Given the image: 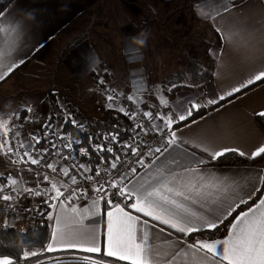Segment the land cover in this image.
I'll return each instance as SVG.
<instances>
[{"label":"snow or ice","instance_id":"obj_1","mask_svg":"<svg viewBox=\"0 0 264 264\" xmlns=\"http://www.w3.org/2000/svg\"><path fill=\"white\" fill-rule=\"evenodd\" d=\"M234 10L242 11L238 7L237 0H202L197 5V15L212 23L213 30L219 34V38L224 44L230 46L249 68L247 76L230 90L224 91L218 97L214 94L211 98H206L203 103L187 100L175 105L178 111L170 110L164 114L157 112L154 115L152 111H143L142 115L149 121L156 119L163 121V127L155 123L151 124V129L163 136L162 141L155 148L148 147L146 152L142 151L139 145L133 146L126 143L123 147L136 156L137 164L149 169L164 153H168V157H165V161L153 172L146 171L143 176L138 177L137 169L131 167L128 173H120L118 178L113 179L110 170L117 169L118 163H122L119 156H114L109 168L104 169L105 175L109 177L106 182L107 188L105 183L98 179L99 166L96 168L95 178L81 173L83 180L90 182L92 191L97 193L88 207L80 209L74 204L69 207L66 203V201L70 202L86 196L87 189L79 187L71 189L69 195L61 200L59 198L64 196L61 187L67 188V185L51 179L46 173L42 175V180H36L37 184L47 181L50 187L45 188L44 192L55 193L49 198L57 200L60 204V210L55 217L49 214V220L55 219V227L44 251L78 249L85 253H101L100 235L103 222L101 202L103 201L107 206L103 253L107 257H115L119 261H127L128 264H176L178 257L182 258V264H264V195L253 200L256 193L264 192V170L243 177L241 180L217 178L214 175L206 176L200 165H205L208 161L183 147L184 144L191 145L207 154L210 160L215 161L225 157L226 154L250 159L264 158V143L245 151L238 146L216 147L200 137L182 140L177 135L181 123H184L185 127L189 126L186 122L193 116L194 110L199 112L202 108L217 105L219 101L232 97L257 82L264 84V19L248 24L245 18L243 21L238 20L231 27H222L225 14H233ZM0 16H3L2 12ZM236 24L240 26L237 27ZM209 51L217 61V72L214 75L219 76L220 69L224 66L222 59L224 48L221 46ZM19 63H23V60ZM17 66L11 51L6 53L0 50V69H4L0 72V80H4ZM156 91L159 92V88ZM107 99L111 101L114 97L109 95ZM127 99L132 100L133 97L128 96ZM161 103L167 106V101L163 98ZM108 107L111 108L112 105L109 104ZM28 111L31 112L32 109L29 108ZM119 111L129 116V112L123 107ZM137 115L134 111L130 114V118L135 119ZM258 115L264 117V111L259 112ZM71 123L77 124V121L72 120ZM192 123L196 121L193 120ZM137 126L140 127V125ZM14 127L10 119H0V156L5 158L6 165H25V167H17L16 176H13L11 172L0 173V200L5 202L15 201L25 193L42 195L38 189L23 186L17 188L16 185L17 177L22 179V173L25 171L36 177L41 176L39 171L29 165L41 166L43 159L41 153L46 152L47 149L37 151L32 143L25 142L20 131L13 133ZM78 127L83 129V125ZM10 133L19 138L15 145L9 139ZM29 139L39 143V140L31 134ZM64 147L72 148L70 137ZM95 147L102 148L101 145ZM170 149L172 151H169ZM176 149H180V152L174 155ZM80 151L87 154L83 148ZM112 151V147L107 148V152ZM33 152L37 154L33 155ZM146 155L153 158L152 164L145 165ZM181 159L186 163L182 164ZM43 167L56 172L55 165L46 160ZM79 168H82L84 173L93 171L87 165H79ZM61 172L63 176L69 177L72 184L79 185L77 176L69 175L67 167H62ZM249 201L253 202L249 204ZM197 202H200L201 206L206 207L207 210L194 211L191 204ZM241 205L245 206L246 210L242 209ZM7 207L11 208L13 204L7 203ZM51 207L56 209L55 204ZM126 209L135 210L144 217L158 221L182 236L204 230L213 234L221 225H224L227 217L232 216L237 209L241 210L229 221L224 238L196 239L192 243L182 242L179 239L176 241L165 239L163 241V244L167 246L165 248L152 242L153 239H159V233L152 231L155 225L150 224L148 219H141L140 215H133ZM95 216H101V221L92 225L84 224L86 218ZM3 226L5 228L9 226L6 219L3 221ZM159 231L163 232L164 229L161 228ZM181 244H183L182 247ZM177 248L180 250L176 251ZM37 255V251L22 249V257L25 261ZM83 259L86 264H105L104 260L93 259L92 256H85ZM0 264H18V261L11 256L0 255Z\"/></svg>","mask_w":264,"mask_h":264},{"label":"crops","instance_id":"obj_2","mask_svg":"<svg viewBox=\"0 0 264 264\" xmlns=\"http://www.w3.org/2000/svg\"><path fill=\"white\" fill-rule=\"evenodd\" d=\"M147 1L153 9H158L160 4L168 5L184 0ZM185 1L191 2L194 15L201 21V24L208 26V32L213 37L209 49L221 46L224 48L222 57L224 66L220 69L219 76L214 75L217 72V61L209 53V58L213 62L212 77L201 87L186 88L175 93L167 92L164 85L165 81L171 78V72L163 67L164 64L160 57V53L166 48L163 49L162 46L165 40L161 35L159 19L152 17L151 14L146 17L148 24H144L146 19L141 25L134 23L131 20V13L124 12L126 5L123 0H9L1 11L3 16H0V50L6 53L11 51L12 58L15 59L18 66L8 73L4 80H0V96L6 97L15 81L26 82L28 74L33 72L35 67L47 64L46 66L53 68V87L63 89L62 99L56 102V106L63 111L71 109L85 121L92 118L103 119L106 110L101 93L103 85L111 86L114 91L122 95L135 96L139 102L143 100L145 107L151 110L154 115L157 112L164 114L170 110L178 111L179 109L175 105L187 100L203 103L206 98H211L214 94L218 97L243 80L247 76L249 68L233 52L232 48L219 38V34L213 30L212 23L197 15V5L202 0ZM237 3L242 11L234 10L233 14H225L222 27H231L238 20L243 21L245 18H247L248 24H254L256 21L264 19V0H241ZM133 14L136 18L141 17L139 12ZM76 23H79L80 26L76 27ZM94 24H96L95 29L91 28ZM236 26L240 25L236 24ZM146 50L148 59L145 56ZM20 60H23V63H19ZM2 71L4 69H0V72ZM167 73L169 74L166 77ZM157 88H159V92L156 91ZM161 98L167 101V106L161 103ZM204 110L205 113L196 118L193 117L197 111H193V116L186 122L188 127H185L184 123L180 124V131L177 132V135L182 140L200 137L216 147L238 146L245 151L264 143V129L257 121L258 113L264 111V84L257 82L240 93L219 101L217 105L202 108L200 111ZM158 120L163 125V121ZM193 120L196 123H192ZM15 121L14 115L11 118V124ZM183 147L208 161L205 165H200L206 176L214 175L217 178L227 177L241 180L243 177L263 170L258 165H212V160L199 149L188 144H184ZM179 152L180 149H176L173 154L176 155ZM165 157H168V153L160 156V159L156 160L154 164H152L153 158H151L145 165L152 164V167L150 169L142 167L137 170L136 175L139 177L143 176L146 171H155L165 161ZM181 163L184 164L186 161L181 159ZM17 167L23 166L11 165L9 167L5 163V158L0 156V173L11 172L13 176H16ZM45 173L51 179L64 184L63 180L57 178L52 170L43 174ZM42 175L36 179L25 171L22 173V179L17 177L16 187L47 188L50 186L47 181L35 183L36 180H42ZM258 194L256 193L253 198ZM260 195H264V192ZM95 198L96 196L92 192H88L86 196L76 199L68 206L71 207L74 204L83 209L88 207ZM191 207L198 212L207 210L206 207L201 206L200 202L191 204ZM101 209L103 217L100 235L101 253H85L78 249L47 251L62 254V257L53 259V261L80 259L78 254L86 256L104 254L107 206L103 201ZM59 210L60 204L56 206L55 210L49 209L46 216L49 225V241L55 227V219L49 220V214L55 217ZM126 210L131 211L133 215H140L141 219H148L150 224L155 225L152 231L159 233V239H153L152 242L165 248L167 247L163 244L165 239L171 241L179 239L182 242L192 243L196 239H222L227 232L209 237L205 234L207 230H204L200 233L182 236L174 229L144 217L143 214L136 213L135 210ZM100 221L101 216L88 217L84 220V224L92 225ZM161 228L164 229L163 232L159 231ZM182 246L183 244H181ZM179 250L180 248L176 249V251ZM110 258L117 260L115 257ZM121 262L128 263L127 261ZM176 264H182V258L178 257Z\"/></svg>","mask_w":264,"mask_h":264},{"label":"built area","instance_id":"obj_3","mask_svg":"<svg viewBox=\"0 0 264 264\" xmlns=\"http://www.w3.org/2000/svg\"><path fill=\"white\" fill-rule=\"evenodd\" d=\"M103 95L107 110L117 114V119L114 123V126L117 130H99V140L91 142L89 146L83 145V142L77 136L58 129L55 126L54 121L44 123L38 132L31 133L32 136H35L39 140L38 144L35 141H31L29 137L25 138L24 132L26 129L31 128L32 120L36 116V112L34 110L31 112H25V114L19 116L18 120L15 122L13 133L17 130L20 131L25 142L32 143L37 151L40 149H47L46 152L41 153L43 156V159L41 160V166H29L39 171L42 175L44 172L51 170L43 167L45 160L48 163H53L55 165V176L63 180V185L68 186L67 188L61 187V191L64 192V196L59 198L61 200L65 199L69 195L71 189H76L77 187L81 189H87L88 192H92L95 196H97V193L92 191L91 183L84 181L83 177L81 176V173H83L84 175H92L95 178L97 166L100 168V176L98 179H101L107 188L106 182L109 177L105 175L104 169L109 168L114 156H119L122 163H118L117 169L110 170L111 177L113 179L118 178L120 173H128L131 167H135L137 170L142 168L141 165L135 162L136 156L133 155L127 148L123 147L124 144H132L133 146L139 145L140 149L146 152L148 147L155 148L159 146L163 139V136L160 133L151 129V124L155 123L161 127H163V125L158 119L149 121L147 117H144L142 112L149 110L140 106L134 96H132V100H129L127 97L130 95H121L109 89H105ZM109 95L113 96L114 99L109 101L107 99ZM109 104L112 105L111 108L108 107ZM121 107H123L125 111L129 112V116H126L123 112L119 111ZM134 111L137 112L138 115L135 119H132L130 118V114ZM82 125L84 127L85 123ZM137 125H140V127ZM125 127L126 135L124 136L123 130H125ZM166 132L167 130L165 129V134ZM69 137L72 142L71 149L64 147V145L69 142ZM113 137L116 138L113 139ZM9 139L13 145H15L16 140L19 138L10 133ZM96 145H101L102 148L97 149L95 147ZM108 147H112L113 151L111 153L107 152ZM81 148H83L87 154L81 152ZM32 154L36 155L37 153L33 152ZM151 158V156L146 155L144 157L145 164ZM79 165H87L93 171L84 173V170L79 168ZM19 166L25 167V165ZM62 167H67L69 169V175L77 176V180L80 182L79 185L72 184L69 177L63 176L61 172ZM33 177L38 179L40 176L36 177L33 175ZM38 190L42 192L41 196L28 195L25 193L17 200L12 202L0 200V218L2 222L6 219L9 226H14L16 224H33L37 216L40 215L45 209H51V205L53 204L56 206L59 205L57 200H52L49 198L50 196L55 195V193H45V188ZM6 191L8 190L6 189ZM13 195H15V193H13ZM77 195H80L79 191L77 192ZM75 200L76 199H73L70 202L66 201V203L69 204ZM7 203H12L13 207L8 208Z\"/></svg>","mask_w":264,"mask_h":264},{"label":"rangeland","instance_id":"obj_4","mask_svg":"<svg viewBox=\"0 0 264 264\" xmlns=\"http://www.w3.org/2000/svg\"><path fill=\"white\" fill-rule=\"evenodd\" d=\"M123 2L126 5L124 12L128 13L129 11L131 13V20L138 25H141L143 20L151 14L152 17L159 19L158 24L161 27V35L167 42L162 40L164 42L162 43L163 49H166L160 53V57L164 64L163 67L171 72V78L165 81L164 87L167 92L171 89L169 92L173 93L186 89V84L187 87L189 85L188 79L191 78L187 73L190 60L196 59L207 62L210 53L209 45L213 41L211 33L208 32V26L201 24V21L195 17L191 2L184 0L176 1L168 5L160 4V10L159 8L153 9L152 5H150L147 0H123ZM130 10L133 13L139 12L141 17L136 18ZM144 24H148V19L144 21ZM79 26L80 24L76 23V27ZM94 27H96V24L91 26V28ZM145 52L146 59H148L146 55L147 50ZM41 65V67H35L33 72L28 74V80L26 82L21 83L20 81H15L6 97L0 96V119H10L11 121V118L14 116L13 113H15V120L17 121L20 114H22L21 112H27L29 108L38 113L43 102L51 96L52 92H55L58 98L55 97V102L53 104L55 126L61 130L66 120H75L79 125L85 123V120L71 109L63 111L56 106V102L62 99L61 93H63V89L53 87V68L51 66H46L47 64ZM168 74L169 73H167L166 77ZM173 85H175V87H173ZM105 89L114 90L108 85L101 86L102 98L106 108L103 95ZM114 92L117 93L116 91ZM138 103L144 109L149 110L145 107L143 100H140V102L138 101ZM15 122L12 125H15ZM24 133L25 138H28L29 134L32 133L31 128L26 129ZM7 166L11 167V165ZM0 222H2V220ZM22 226V224H16L13 227Z\"/></svg>","mask_w":264,"mask_h":264},{"label":"trees","instance_id":"obj_5","mask_svg":"<svg viewBox=\"0 0 264 264\" xmlns=\"http://www.w3.org/2000/svg\"><path fill=\"white\" fill-rule=\"evenodd\" d=\"M241 1V0H237ZM9 0H0V12L6 7ZM213 62L210 58H207V62L203 60L191 59L189 63V68L187 73L190 75L185 88L194 89L195 87H201L212 77ZM191 85V86H190ZM197 85V86H196ZM56 93L52 92L51 96L48 97L40 107L38 113L33 118L31 123L32 133L38 132L42 125L46 122L54 121L53 114V104L55 102ZM205 113L204 111L197 112L194 114L193 118H196ZM25 112H22L24 115ZM117 119V114L105 110L103 119H88L85 121V126L83 129L79 128V124H72V120H66L63 123L61 131L66 133H71L81 139L83 145L89 146L91 142L99 140L98 132L103 131H115L117 130L114 123ZM259 125L264 129V117H257ZM123 135H126V127L123 130ZM212 165L224 166V165H258L264 170V158L258 157L255 159H247L245 157H240L235 154H226L225 157L218 160L212 161ZM260 192L253 200L261 194ZM253 201H249L251 204ZM242 209H246L245 206L241 205ZM241 209H237L231 217H229L224 225H221L218 231H214L210 234L206 231L205 234L209 237H215L221 232L227 231V225L235 215L239 213ZM48 209H45L40 215L37 216L33 224H25L22 227L8 226L5 228L3 223L0 222V255L11 256L14 260L18 261V264H86L84 257L86 255L78 254L80 259H70V260H54L58 257H62V254L49 253L44 251L47 243L49 241V225L47 222ZM22 249H30L37 251L38 255L28 258L26 261L22 257ZM93 259H102L105 264H128L125 262L118 261L116 259L105 256L104 254L99 255H89Z\"/></svg>","mask_w":264,"mask_h":264}]
</instances>
